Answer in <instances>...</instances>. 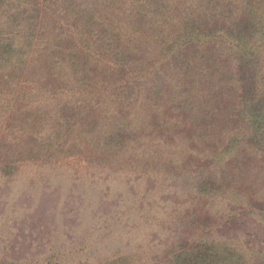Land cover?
Wrapping results in <instances>:
<instances>
[{
  "label": "trees",
  "instance_id": "16d2710c",
  "mask_svg": "<svg viewBox=\"0 0 264 264\" xmlns=\"http://www.w3.org/2000/svg\"><path fill=\"white\" fill-rule=\"evenodd\" d=\"M39 59L37 93L70 91L101 162L239 203L264 176V0H0L1 113ZM193 246L169 264H247L227 242Z\"/></svg>",
  "mask_w": 264,
  "mask_h": 264
},
{
  "label": "rangeland",
  "instance_id": "374dc122",
  "mask_svg": "<svg viewBox=\"0 0 264 264\" xmlns=\"http://www.w3.org/2000/svg\"><path fill=\"white\" fill-rule=\"evenodd\" d=\"M27 68L23 103L10 115L0 107V264H169L200 240L264 264L262 174L239 203L172 175L107 165L72 128L70 91L38 94L42 61Z\"/></svg>",
  "mask_w": 264,
  "mask_h": 264
}]
</instances>
